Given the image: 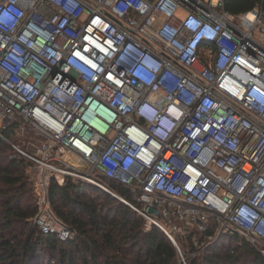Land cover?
<instances>
[{"label":"built area","instance_id":"obj_1","mask_svg":"<svg viewBox=\"0 0 264 264\" xmlns=\"http://www.w3.org/2000/svg\"><path fill=\"white\" fill-rule=\"evenodd\" d=\"M0 136L28 163L45 233L75 235L52 210L54 174L101 187L178 248L189 230L170 221L213 218L207 244L239 235L264 255V4L0 0Z\"/></svg>","mask_w":264,"mask_h":264},{"label":"trees","instance_id":"obj_2","mask_svg":"<svg viewBox=\"0 0 264 264\" xmlns=\"http://www.w3.org/2000/svg\"><path fill=\"white\" fill-rule=\"evenodd\" d=\"M261 4L264 0H225V9L240 13ZM2 133L10 138L8 130ZM27 164L0 136V264H184L181 252L187 264H264L261 251L247 240L239 244V235H223L207 244L216 227L213 218L207 231L185 225L189 233L175 234L180 251L159 226L148 224L131 206L72 178L64 184L52 179L49 196L54 214L75 235L63 240L45 233L34 221L37 197ZM101 180L133 200L129 187Z\"/></svg>","mask_w":264,"mask_h":264},{"label":"clouds","instance_id":"obj_3","mask_svg":"<svg viewBox=\"0 0 264 264\" xmlns=\"http://www.w3.org/2000/svg\"><path fill=\"white\" fill-rule=\"evenodd\" d=\"M1 18H2V20H3L4 22H6V23H10V22H11V19H10L7 15H5V14L2 15ZM199 42H200V40H198V41L195 43V45H197ZM129 49H130L135 55L140 56V57L142 56L141 53L138 52V51H136L135 49H133V48H129ZM143 61H144V63H145L146 65H148V66H152V67H156V66H157L156 63L153 62V61L150 60V59H144ZM167 114H168L170 120H165L164 123H165L166 128H167V129L169 128V130L172 131V130L174 129V127H175V124H174L173 122H177V121L180 119V117H181V113H180V110H179L178 108H176V107H170V108H169V112H168Z\"/></svg>","mask_w":264,"mask_h":264},{"label":"rangeland","instance_id":"obj_4","mask_svg":"<svg viewBox=\"0 0 264 264\" xmlns=\"http://www.w3.org/2000/svg\"><path fill=\"white\" fill-rule=\"evenodd\" d=\"M11 137H13V138H17L18 136L16 135V134H11V133H8ZM37 138H39L37 135H36V133L33 131V130H29V140L30 139H32V140H36ZM14 140V139H13ZM15 141V140H14ZM10 145V144H9ZM11 146V145H10ZM12 147V146H11ZM6 149H9V146H7V148ZM71 159H73V160H75V158L74 157H72L71 156ZM38 170L37 169H35L34 170V172H37ZM50 173H53V172H51V170H48V172H47V175L48 176H50ZM52 179H55V176H54V174L52 175V177H51ZM75 180V179H74ZM78 183V182H77ZM89 184H93V183H89ZM93 185H95V184H93ZM96 187H98V188H101V187H99V186H97V185H95ZM102 189V188H101ZM104 190V189H103ZM132 191H133V193H134V191H135V189L133 188V189H131ZM137 191V190H136ZM134 195V194H133ZM146 218V217H145ZM147 219V218H146ZM148 220V219H147ZM149 221V220H148ZM170 222H172V223H176V225H178V226H180V224H181V228L182 229H187V230H189L188 229V227H186L185 225H191V224H186V223H183V222H181V221H179V219H176V218H174L172 221H170ZM183 224H184V226H183ZM196 225V224H195ZM193 226V225H192ZM182 234V233H181Z\"/></svg>","mask_w":264,"mask_h":264},{"label":"water","instance_id":"obj_5","mask_svg":"<svg viewBox=\"0 0 264 264\" xmlns=\"http://www.w3.org/2000/svg\"><path fill=\"white\" fill-rule=\"evenodd\" d=\"M30 147H31V146H30ZM31 148L35 149V147H31Z\"/></svg>","mask_w":264,"mask_h":264}]
</instances>
